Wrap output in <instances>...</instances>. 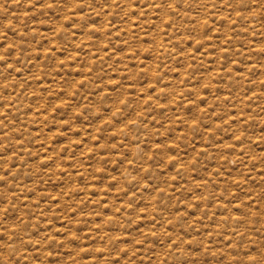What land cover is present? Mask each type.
I'll return each mask as SVG.
<instances>
[{"label": "rangeland", "instance_id": "rangeland-1", "mask_svg": "<svg viewBox=\"0 0 264 264\" xmlns=\"http://www.w3.org/2000/svg\"><path fill=\"white\" fill-rule=\"evenodd\" d=\"M0 264H264V0H0Z\"/></svg>", "mask_w": 264, "mask_h": 264}]
</instances>
